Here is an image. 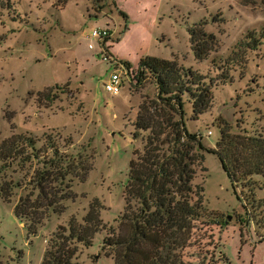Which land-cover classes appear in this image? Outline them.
Here are the masks:
<instances>
[{
    "label": "rangeland",
    "instance_id": "374dc122",
    "mask_svg": "<svg viewBox=\"0 0 264 264\" xmlns=\"http://www.w3.org/2000/svg\"><path fill=\"white\" fill-rule=\"evenodd\" d=\"M199 21L216 42L196 59L188 29ZM98 27L110 30L102 41L110 59H102L98 40L89 38ZM252 40L256 47L246 48ZM145 56L174 59L210 83V105L196 119L183 96L185 128L204 146L214 147L220 120L231 133L264 135V5L258 0H0V140L26 133L40 145L51 135L64 153L80 154L91 165L83 181L71 182L75 198L65 200L60 213L49 212L34 233L12 212L26 190L14 188L7 201L0 197V264H40L50 234L70 217L81 222L93 198L104 226L90 246L77 245L73 261L112 264L102 238L117 232L127 163L133 147L141 148L131 137L137 106L156 93L150 77L140 84L127 77L122 61L133 72ZM113 69L124 76L116 94L103 89ZM27 177L15 164L0 162V184ZM192 182L202 186L205 215L187 261L264 264L261 178L252 176L233 191L216 156L204 152ZM203 250L209 255L201 259Z\"/></svg>",
    "mask_w": 264,
    "mask_h": 264
},
{
    "label": "trees",
    "instance_id": "16d2710c",
    "mask_svg": "<svg viewBox=\"0 0 264 264\" xmlns=\"http://www.w3.org/2000/svg\"><path fill=\"white\" fill-rule=\"evenodd\" d=\"M258 1L264 5V0ZM119 14L126 17L121 11ZM204 23L199 21L188 29L196 59L204 58L216 42L215 36L203 29ZM255 47L252 40L246 48ZM122 63L130 68L126 61ZM130 76L137 84L150 77L156 93L154 99H143L137 106L131 137L140 139L141 148L133 147L127 163L117 232L106 234L102 246L111 248L112 264H190L187 250L194 247L195 232L205 215L202 186L192 182L203 153L216 156L233 191L252 176H259L264 186V135L245 130L231 133L230 126L220 120L214 147H206L201 136L189 132L183 121V96L190 102L191 119L210 105V83L204 82L203 75L174 59L145 56L138 59ZM38 141L26 133L0 140L2 166L15 164L28 176L24 182L19 179L0 184V197L5 201L14 188L26 190L16 198L12 212L26 221L27 233H34L49 212L60 213L65 200L75 198L72 180L83 181L91 168L80 154L60 150L58 140L51 135L40 145ZM64 143L71 144L69 138ZM100 209L101 204L93 198L81 222L70 217L65 225H58L46 241L40 264H76L77 245L90 246L93 234L103 229ZM208 255L203 250L201 259ZM223 261L226 263V258Z\"/></svg>",
    "mask_w": 264,
    "mask_h": 264
},
{
    "label": "built area",
    "instance_id": "2783aa9c",
    "mask_svg": "<svg viewBox=\"0 0 264 264\" xmlns=\"http://www.w3.org/2000/svg\"><path fill=\"white\" fill-rule=\"evenodd\" d=\"M110 30L107 29L106 27H98V28H93L91 29L89 33V38L90 39H96L98 40L99 44V49H100V56L102 59H110V54H107L106 50H104V43L102 41L109 37ZM88 48H93V45L91 43L88 44ZM122 66V65H121ZM124 68V74L128 77V75H131L133 72L131 71V68L128 70ZM123 74V75H124ZM124 76H121V73L113 69L106 81L103 82V89L111 94H116L122 85V79ZM207 135L210 134V131L208 130L206 132ZM263 262H264V256H263Z\"/></svg>",
    "mask_w": 264,
    "mask_h": 264
}]
</instances>
